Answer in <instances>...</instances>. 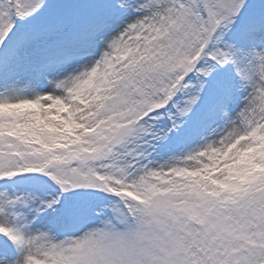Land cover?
<instances>
[{"label": "snow or ice", "instance_id": "snow-or-ice-1", "mask_svg": "<svg viewBox=\"0 0 264 264\" xmlns=\"http://www.w3.org/2000/svg\"><path fill=\"white\" fill-rule=\"evenodd\" d=\"M0 264H264V0H0Z\"/></svg>", "mask_w": 264, "mask_h": 264}]
</instances>
